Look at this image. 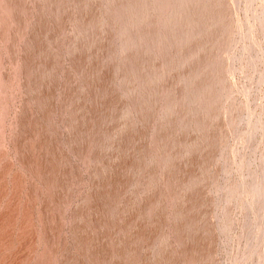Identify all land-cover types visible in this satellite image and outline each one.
Here are the masks:
<instances>
[{
	"label": "rangeland",
	"instance_id": "1",
	"mask_svg": "<svg viewBox=\"0 0 264 264\" xmlns=\"http://www.w3.org/2000/svg\"><path fill=\"white\" fill-rule=\"evenodd\" d=\"M0 264H264V0H0Z\"/></svg>",
	"mask_w": 264,
	"mask_h": 264
},
{
	"label": "bare ground",
	"instance_id": "2",
	"mask_svg": "<svg viewBox=\"0 0 264 264\" xmlns=\"http://www.w3.org/2000/svg\"><path fill=\"white\" fill-rule=\"evenodd\" d=\"M263 191V190H262Z\"/></svg>",
	"mask_w": 264,
	"mask_h": 264
}]
</instances>
